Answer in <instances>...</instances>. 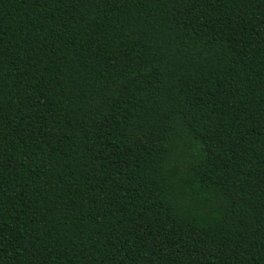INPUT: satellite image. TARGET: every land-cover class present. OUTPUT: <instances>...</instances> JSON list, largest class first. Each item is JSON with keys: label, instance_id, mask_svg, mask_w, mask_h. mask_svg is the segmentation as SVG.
I'll use <instances>...</instances> for the list:
<instances>
[{"label": "trees", "instance_id": "trees-1", "mask_svg": "<svg viewBox=\"0 0 264 264\" xmlns=\"http://www.w3.org/2000/svg\"><path fill=\"white\" fill-rule=\"evenodd\" d=\"M0 264H264V0H0Z\"/></svg>", "mask_w": 264, "mask_h": 264}]
</instances>
